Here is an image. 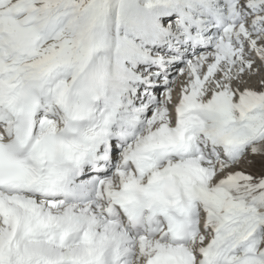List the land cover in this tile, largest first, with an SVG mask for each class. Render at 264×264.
Wrapping results in <instances>:
<instances>
[{
  "label": "snow or ice",
  "instance_id": "obj_1",
  "mask_svg": "<svg viewBox=\"0 0 264 264\" xmlns=\"http://www.w3.org/2000/svg\"><path fill=\"white\" fill-rule=\"evenodd\" d=\"M261 69L264 0H0V264H264Z\"/></svg>",
  "mask_w": 264,
  "mask_h": 264
},
{
  "label": "rangeland",
  "instance_id": "obj_2",
  "mask_svg": "<svg viewBox=\"0 0 264 264\" xmlns=\"http://www.w3.org/2000/svg\"><path fill=\"white\" fill-rule=\"evenodd\" d=\"M261 74H264V69H261ZM258 79H259V77L253 78L254 82ZM247 159L251 160L252 163L245 162V163L241 164L240 167H245V169H243V170H245L249 173H252L254 175H257V176L264 173V153L257 154L254 156L250 154Z\"/></svg>",
  "mask_w": 264,
  "mask_h": 264
},
{
  "label": "bare ground",
  "instance_id": "obj_3",
  "mask_svg": "<svg viewBox=\"0 0 264 264\" xmlns=\"http://www.w3.org/2000/svg\"><path fill=\"white\" fill-rule=\"evenodd\" d=\"M257 79V78H256ZM242 169H245V167H241ZM254 168V167H253Z\"/></svg>",
  "mask_w": 264,
  "mask_h": 264
}]
</instances>
